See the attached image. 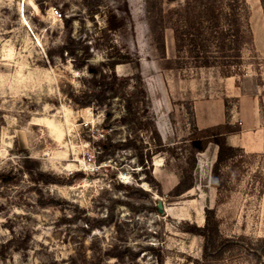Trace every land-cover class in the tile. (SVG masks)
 <instances>
[{
  "label": "rangeland",
  "instance_id": "obj_1",
  "mask_svg": "<svg viewBox=\"0 0 264 264\" xmlns=\"http://www.w3.org/2000/svg\"><path fill=\"white\" fill-rule=\"evenodd\" d=\"M104 1L124 18L109 38L139 60L149 113L166 146L152 156L160 164L157 172L151 165V174L178 180L190 154L187 138L197 128L195 91L235 81L264 107V0H245L248 42L239 73L226 80L214 67H168L173 35L163 29V52L160 14L183 0ZM96 21L82 0H0V264H264V152L235 150L220 167L218 187L210 182L205 153L197 152L193 186L179 196L169 195V180L157 193L133 148L99 159L94 141L105 132L103 110L112 107L117 116L119 102L74 104L68 94L85 89L90 75L60 51L69 36L100 44L102 16ZM90 51L88 61L99 65L103 49ZM115 70L130 75L133 66L119 63ZM112 130L121 140L129 132L118 123ZM139 136L145 144V134ZM204 208L216 223L206 241L189 231L191 224L203 225Z\"/></svg>",
  "mask_w": 264,
  "mask_h": 264
},
{
  "label": "trees",
  "instance_id": "obj_2",
  "mask_svg": "<svg viewBox=\"0 0 264 264\" xmlns=\"http://www.w3.org/2000/svg\"><path fill=\"white\" fill-rule=\"evenodd\" d=\"M167 4L173 0H165ZM89 19L96 26V15L102 16L103 25L98 29L102 42H92L83 45L71 36L61 46V53L71 57L73 67H85L90 75L88 86L79 93H69L70 100L80 106H106V101L116 98L119 102L118 115H114L112 107L103 110L100 127L105 131L94 141L97 145L98 157L110 158L117 149L133 148L136 151L137 163L147 173L149 181H155L157 193L162 194L161 184L151 174L152 156L166 150L161 136L149 113V101L145 84L140 76L139 60H134L128 53L117 50L109 38L124 25V18L104 0H82ZM246 8L245 0H183L177 7H167L160 14L158 30V47L164 52L163 29L170 27L173 35L174 56L169 58L168 67L218 69L221 75L239 73L241 50L248 42L245 33L247 23L243 20ZM69 19L65 18L66 25ZM250 39V37H249ZM101 46L104 59L95 65L88 61L90 49ZM79 46V47H78ZM162 52V53H163ZM51 57V54L49 53ZM132 63L133 72L130 75H120L115 66L119 63ZM127 126L128 136L124 139L112 137L113 124ZM236 128L225 123H217L204 128H195L189 138L187 148L190 152L186 164L181 165L178 180L169 190V195L179 196L193 186V171L196 164V153L203 151L209 142L217 145L216 158L211 166V184L218 187L217 180L222 164L231 159L238 147L231 146L226 141V133ZM145 134L146 140L140 133ZM140 141V144H137ZM205 218L202 226L191 224L189 231L199 233L208 240L216 230V223L211 218V209L204 208Z\"/></svg>",
  "mask_w": 264,
  "mask_h": 264
},
{
  "label": "crops",
  "instance_id": "obj_3",
  "mask_svg": "<svg viewBox=\"0 0 264 264\" xmlns=\"http://www.w3.org/2000/svg\"><path fill=\"white\" fill-rule=\"evenodd\" d=\"M216 73L225 80L234 76L221 75L218 70ZM194 93L195 95L190 98L192 99L193 120L197 128L225 122L236 128L226 133V141L229 145L238 147L250 155H259L264 152V107L257 94L245 88L241 83L235 84V81L223 82L213 91L203 89L199 93L196 91ZM216 152L217 145L209 142L198 154L205 153L206 157L203 160H209L208 165L211 167L216 158ZM159 164L154 162L153 172H157ZM197 168L198 162L195 166V169ZM168 180L170 185L177 182V178L166 176L159 182L162 186H166Z\"/></svg>",
  "mask_w": 264,
  "mask_h": 264
},
{
  "label": "built area",
  "instance_id": "obj_4",
  "mask_svg": "<svg viewBox=\"0 0 264 264\" xmlns=\"http://www.w3.org/2000/svg\"><path fill=\"white\" fill-rule=\"evenodd\" d=\"M51 13L54 15V16H60L61 15V12L58 8H55V7H52L51 8ZM100 135H102V133H100Z\"/></svg>",
  "mask_w": 264,
  "mask_h": 264
},
{
  "label": "water",
  "instance_id": "obj_5",
  "mask_svg": "<svg viewBox=\"0 0 264 264\" xmlns=\"http://www.w3.org/2000/svg\"><path fill=\"white\" fill-rule=\"evenodd\" d=\"M157 207H158V211L159 212H161L163 209H162V205H161V202L159 201L158 202V205H157Z\"/></svg>",
  "mask_w": 264,
  "mask_h": 264
},
{
  "label": "bare ground",
  "instance_id": "obj_6",
  "mask_svg": "<svg viewBox=\"0 0 264 264\" xmlns=\"http://www.w3.org/2000/svg\"><path fill=\"white\" fill-rule=\"evenodd\" d=\"M199 213V216L197 217V220H199V221H201L202 220V215H201V213L200 212H198Z\"/></svg>",
  "mask_w": 264,
  "mask_h": 264
}]
</instances>
